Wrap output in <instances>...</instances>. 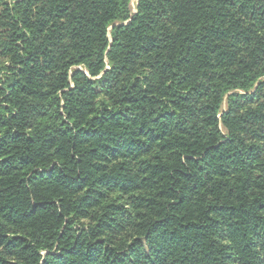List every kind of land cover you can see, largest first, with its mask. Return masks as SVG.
<instances>
[{"label":"trees","instance_id":"obj_1","mask_svg":"<svg viewBox=\"0 0 264 264\" xmlns=\"http://www.w3.org/2000/svg\"><path fill=\"white\" fill-rule=\"evenodd\" d=\"M0 264H264V0H0Z\"/></svg>","mask_w":264,"mask_h":264},{"label":"rangeland","instance_id":"obj_2","mask_svg":"<svg viewBox=\"0 0 264 264\" xmlns=\"http://www.w3.org/2000/svg\"><path fill=\"white\" fill-rule=\"evenodd\" d=\"M136 2H137V0H131V8L132 9L135 8ZM224 108H225V103L223 102V104H222V110H224Z\"/></svg>","mask_w":264,"mask_h":264}]
</instances>
